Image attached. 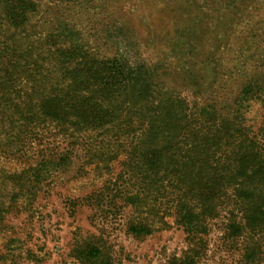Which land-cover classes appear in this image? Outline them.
Here are the masks:
<instances>
[{
  "label": "trees",
  "instance_id": "trees-1",
  "mask_svg": "<svg viewBox=\"0 0 264 264\" xmlns=\"http://www.w3.org/2000/svg\"><path fill=\"white\" fill-rule=\"evenodd\" d=\"M35 2L0 0V34L3 27L17 32L26 24ZM35 51L0 40V128L4 121L46 124L63 141L70 138V148L78 143L96 168L123 154L120 174L80 199L96 211L93 219L115 210V198L130 209L125 231L134 238L167 226L172 217L190 247L178 264H195L207 248L211 221L223 218L221 240L226 251L239 253L236 264H260L264 123L253 130L244 110L259 95L262 100L261 93L246 85L231 107L190 103L159 88L154 70L127 56L98 58L73 43L48 47L43 65ZM86 133L95 136L86 142ZM65 150L42 156L31 169L33 181L67 168L73 148ZM72 251L80 264H115L95 237L77 240Z\"/></svg>",
  "mask_w": 264,
  "mask_h": 264
},
{
  "label": "rangeland",
  "instance_id": "rangeland-1",
  "mask_svg": "<svg viewBox=\"0 0 264 264\" xmlns=\"http://www.w3.org/2000/svg\"><path fill=\"white\" fill-rule=\"evenodd\" d=\"M11 31L2 28L1 42L29 54L36 50L34 56L39 51L43 65L48 47L73 43L98 58L127 56L154 70L159 88L190 103L231 107L250 85L262 100L259 95L248 103L246 125L256 130L264 123V0H37L28 22ZM60 34L64 41H57ZM70 141L41 122L2 123L0 264H80L72 250L77 240L90 237L99 239L115 264H178L190 247L172 217L167 226L134 238L125 231L130 209L115 198V210L106 208L93 219L96 211L80 199L120 174L124 156L96 168ZM67 148H73L67 168H52L33 181L31 169L42 156ZM223 222L211 221L207 248L195 264L237 263L239 253L222 243ZM261 246L264 264V241Z\"/></svg>",
  "mask_w": 264,
  "mask_h": 264
}]
</instances>
